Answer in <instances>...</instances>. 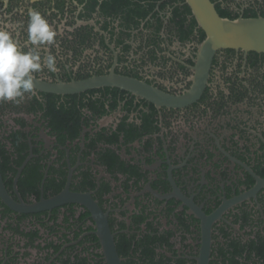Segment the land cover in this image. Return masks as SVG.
<instances>
[{
  "label": "flooded vegetation",
  "instance_id": "flooded-vegetation-1",
  "mask_svg": "<svg viewBox=\"0 0 264 264\" xmlns=\"http://www.w3.org/2000/svg\"><path fill=\"white\" fill-rule=\"evenodd\" d=\"M212 1L230 18L264 16V0ZM32 9L57 30L38 49L56 61L34 73L44 84L119 75L183 96L200 78L206 33L186 0H0V28L23 51ZM35 93L0 102V264H107L95 214L122 264H197L199 214L215 217L209 264H231L236 246L253 262L247 250L264 243V52L219 49L186 105L111 84Z\"/></svg>",
  "mask_w": 264,
  "mask_h": 264
},
{
  "label": "water",
  "instance_id": "water-1",
  "mask_svg": "<svg viewBox=\"0 0 264 264\" xmlns=\"http://www.w3.org/2000/svg\"><path fill=\"white\" fill-rule=\"evenodd\" d=\"M192 13L194 14L199 26L205 31L206 37L200 44L197 55V69L200 70V78L194 87L183 96H170L148 84L136 79L125 76H95L80 81H71L68 83L44 84L40 80L34 78L35 86L42 90L56 93H75L84 91L91 87L111 84L123 88L131 89L146 97L153 99L165 100L173 105H186L197 99L205 86L208 71L211 67L214 55L219 49L234 48L243 49L245 51L264 52V16L255 17H238L230 18L222 16L215 3L212 0H186ZM264 182H260V187ZM63 194L42 201L30 209H46L50 206L59 204L63 201ZM81 201H89L92 199L88 195L78 198ZM91 200V201H90ZM95 212V211H94ZM99 221V235L103 243L104 253L107 264H122L119 252L116 247L114 236L110 230L106 215H96ZM203 220L204 234L200 256L197 264H209L211 250V227L214 216H204L199 214Z\"/></svg>",
  "mask_w": 264,
  "mask_h": 264
},
{
  "label": "clouds",
  "instance_id": "clouds-1",
  "mask_svg": "<svg viewBox=\"0 0 264 264\" xmlns=\"http://www.w3.org/2000/svg\"><path fill=\"white\" fill-rule=\"evenodd\" d=\"M28 41L33 48L23 51L18 40L7 27L0 28V102L19 103L26 94L35 95L34 73L42 67L56 70L55 57L48 55L42 63L40 46L55 43L57 30L37 10L29 11Z\"/></svg>",
  "mask_w": 264,
  "mask_h": 264
},
{
  "label": "trees",
  "instance_id": "trees-1",
  "mask_svg": "<svg viewBox=\"0 0 264 264\" xmlns=\"http://www.w3.org/2000/svg\"><path fill=\"white\" fill-rule=\"evenodd\" d=\"M218 10L222 16L227 17V13L224 10H222L220 7H218ZM252 248H253L251 249L252 251H250V249L247 250V255H245L246 258L250 260L253 259V262L250 264H264V243L259 249L256 248V246H253ZM254 251H256V256H253ZM243 254H244V250L241 247L236 246L234 251L231 252V264H248V263H244L241 260V258H243ZM156 264H165V263H156Z\"/></svg>",
  "mask_w": 264,
  "mask_h": 264
}]
</instances>
